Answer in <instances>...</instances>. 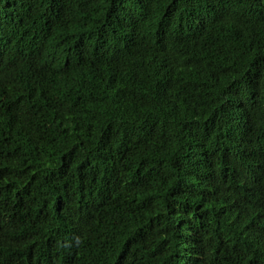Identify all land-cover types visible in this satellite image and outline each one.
<instances>
[{
  "label": "trees",
  "instance_id": "1",
  "mask_svg": "<svg viewBox=\"0 0 264 264\" xmlns=\"http://www.w3.org/2000/svg\"><path fill=\"white\" fill-rule=\"evenodd\" d=\"M0 264H264V0H0Z\"/></svg>",
  "mask_w": 264,
  "mask_h": 264
}]
</instances>
